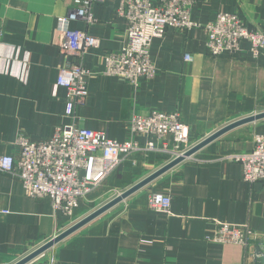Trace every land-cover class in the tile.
<instances>
[{"label":"crops","instance_id":"obj_1","mask_svg":"<svg viewBox=\"0 0 264 264\" xmlns=\"http://www.w3.org/2000/svg\"><path fill=\"white\" fill-rule=\"evenodd\" d=\"M74 1L0 0V156L18 158L19 137L40 142L71 125L127 143L133 139L135 115L179 111L192 137L205 139L264 112V57L254 58L247 43L233 55L212 57L202 28L169 29L156 39L150 54L157 76L139 87L105 75V55L123 51L127 34L125 21L117 16L122 0H106L93 5L92 24H70L98 38L100 47L84 59L87 98L74 117H67V90L56 83L60 68L73 57L60 50L58 20ZM220 13L264 28V0H195L192 17L207 24ZM188 53L192 62L185 61ZM257 133L264 134V120L228 132L29 264H264L258 243L243 247L206 241L222 222L264 233V182L246 183L241 164L227 160L252 151ZM135 140L147 141L143 136ZM168 159L135 155L106 180L102 197L124 191L126 174L129 189ZM95 192L72 220L50 199L28 197L18 179L0 173V264H15L94 212L88 202ZM154 193L171 195L169 215L150 208Z\"/></svg>","mask_w":264,"mask_h":264},{"label":"built area","instance_id":"obj_2","mask_svg":"<svg viewBox=\"0 0 264 264\" xmlns=\"http://www.w3.org/2000/svg\"><path fill=\"white\" fill-rule=\"evenodd\" d=\"M104 1L75 0L67 15L58 20V29L63 34L60 50L73 57L60 68L56 83L58 88L67 90V117H74L76 107L87 98L89 71L84 67V59L89 50L100 47L98 38L74 31L70 24L79 21L92 24L93 5ZM194 5L195 0H122L117 16L127 25L126 44L120 53L105 55L104 74L133 87L155 79L158 69L151 58V46L169 29H204L206 48L212 57L233 55L240 51L242 43L249 44L254 58L264 57V28L250 27L230 13H220L214 21L202 24L192 17ZM192 60L191 54L185 55L186 62ZM130 132L133 139L127 143L112 140L104 132L75 125L60 128L52 138L40 142L19 137V157L0 156V173L18 179L28 197L48 198L55 210L74 220L81 203L102 187L122 163L138 154L167 155L170 163L203 140L192 137L179 111L135 115ZM135 136L146 137L147 141L142 144ZM253 142L249 153L227 157L228 161L241 164L242 178L250 184L264 182V134H255ZM149 201L151 209L170 214V194L154 193ZM206 241L243 247L258 243L264 258V233L248 227L217 223L214 234Z\"/></svg>","mask_w":264,"mask_h":264},{"label":"water","instance_id":"obj_3","mask_svg":"<svg viewBox=\"0 0 264 264\" xmlns=\"http://www.w3.org/2000/svg\"><path fill=\"white\" fill-rule=\"evenodd\" d=\"M261 120H264V112H260V113L245 117L243 119L237 120V121L230 123L229 125L223 127L222 129L216 131L212 135L203 139L200 143H198L191 150L186 152L184 156H181V157L171 161L170 163L166 164L161 169L154 172L150 176L146 177L145 179H143L139 183H137L134 186H132L131 188L123 191L121 194H119L118 196H116L115 198H113L112 200H110L109 202L104 204L103 206L99 207L98 209H96L94 212L90 213L89 215H87L83 219L79 220L74 225L69 227L67 230L63 231L62 233H60L59 235H57L56 237H54L53 239H51L50 241L45 243L43 246L39 247L38 249H36L32 253L26 255L24 258H22L20 261L16 262L15 264H29V263H31L32 261H34L38 257L42 256L43 254H45L46 252H48L49 250L54 248L56 245H58L59 243H61L62 241H64L65 239H67L68 237H70L71 235H73L74 233L79 231L80 229H82L83 227L87 226L88 224H90L91 222H93L94 220H96L97 218H99L100 216H102L103 214H105L106 212L111 210L112 208L116 207L117 205H119L122 202H124L125 200H127L129 197H131L132 195H134L138 191L147 187L148 185H150L151 183H153L154 181H156L157 179H159L160 177H162L166 173L170 172L171 170H173L177 166L183 164L188 159L195 156L197 153L202 151L204 148H206L207 146H209L210 144H212L213 142H215L216 140H218L219 138H221L222 136H224L228 132L235 130L239 127H242V126H245V125H248L251 123H255V122H258ZM261 259H263V261H264V258H261Z\"/></svg>","mask_w":264,"mask_h":264},{"label":"rangeland","instance_id":"obj_4","mask_svg":"<svg viewBox=\"0 0 264 264\" xmlns=\"http://www.w3.org/2000/svg\"><path fill=\"white\" fill-rule=\"evenodd\" d=\"M127 170V169H126ZM127 172V171H126ZM128 173V172H127ZM124 178L126 179V184L123 186V190L125 191L126 189H128V174H126L124 176ZM103 188L100 187L95 193L96 195H93L92 197H90L91 199H89V202H93V204H90V205H93V209H98L99 207L103 206L104 204H106L107 202H109L110 200H112L113 198H115L116 196H118L119 193L123 192V191H117V193H113L111 195H108V196H105V197H102V194H101V190ZM94 194V193H93ZM111 196V197H110ZM89 205V204H87ZM96 205V206H95ZM93 212V211H92Z\"/></svg>","mask_w":264,"mask_h":264}]
</instances>
